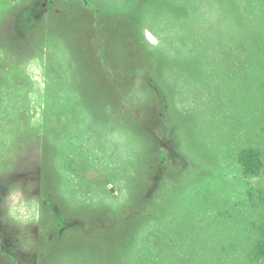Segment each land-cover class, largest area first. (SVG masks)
I'll return each instance as SVG.
<instances>
[{"label": "rangeland", "instance_id": "1", "mask_svg": "<svg viewBox=\"0 0 264 264\" xmlns=\"http://www.w3.org/2000/svg\"><path fill=\"white\" fill-rule=\"evenodd\" d=\"M18 182L0 264H264V0H0Z\"/></svg>", "mask_w": 264, "mask_h": 264}, {"label": "clouds", "instance_id": "2", "mask_svg": "<svg viewBox=\"0 0 264 264\" xmlns=\"http://www.w3.org/2000/svg\"><path fill=\"white\" fill-rule=\"evenodd\" d=\"M22 183L8 187L7 193L0 198V221L24 227L39 221L41 218V204L35 195Z\"/></svg>", "mask_w": 264, "mask_h": 264}, {"label": "trees", "instance_id": "3", "mask_svg": "<svg viewBox=\"0 0 264 264\" xmlns=\"http://www.w3.org/2000/svg\"><path fill=\"white\" fill-rule=\"evenodd\" d=\"M245 161L246 163L250 164L253 170L258 171L262 169L263 164L260 159L259 149H250V151L246 153Z\"/></svg>", "mask_w": 264, "mask_h": 264}]
</instances>
